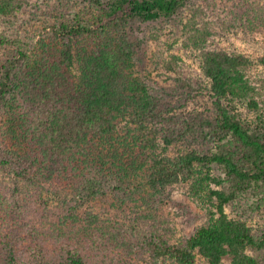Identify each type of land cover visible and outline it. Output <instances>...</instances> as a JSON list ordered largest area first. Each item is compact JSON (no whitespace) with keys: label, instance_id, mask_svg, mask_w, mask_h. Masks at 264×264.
I'll return each instance as SVG.
<instances>
[{"label":"trees","instance_id":"16d2710c","mask_svg":"<svg viewBox=\"0 0 264 264\" xmlns=\"http://www.w3.org/2000/svg\"><path fill=\"white\" fill-rule=\"evenodd\" d=\"M29 1L0 0V171L9 180L0 178V264H135L167 253L177 264H264V230L226 213L264 207V78L254 81L247 54L208 44L244 19L211 18L216 0L207 9L203 0H53L36 37L15 26ZM161 18L205 52L215 120L165 116L135 74L133 28ZM236 97L257 127L223 103ZM187 140L201 149L176 160L159 151L160 141ZM174 183L216 208L180 243L159 213Z\"/></svg>","mask_w":264,"mask_h":264},{"label":"rangeland","instance_id":"374dc122","mask_svg":"<svg viewBox=\"0 0 264 264\" xmlns=\"http://www.w3.org/2000/svg\"><path fill=\"white\" fill-rule=\"evenodd\" d=\"M216 1L217 7L209 13L211 18L218 21L220 17L244 20L237 21L239 25L237 29L229 28L223 32L218 29L217 35L208 40L210 48L225 46L232 52L247 54L258 65V69H254L258 72L254 81L262 80L264 78V0ZM52 2L53 0L29 1L18 13L15 26L37 37L38 29L45 24L41 9L47 4H53ZM207 5L208 2L203 0L202 6L207 9ZM132 39L136 44L134 72L140 78V82L148 86L149 95L160 100L159 108L165 116L187 120L198 119V121L217 118L215 110L217 97L212 90L211 80L204 72L205 52L196 49L198 48L196 43H190L189 34L184 31L181 24L178 25L174 20L166 18L143 23L133 28ZM35 41L33 40L34 43ZM259 90L264 92L263 88ZM223 103L233 114L242 116L245 121L250 120L248 123L252 126L259 125L256 112L247 107L242 97L224 99ZM261 103L264 104V97ZM259 113L258 111L257 114ZM199 145L192 141L188 143V140L169 145L160 141L159 151L164 149V156L176 160L178 156L193 148L200 150L201 145ZM0 173L1 181L5 185L9 183L6 174L3 171ZM163 198L159 213L167 221L162 222L163 224L172 225L173 231L168 235L170 242H183L198 228L208 223L207 207L216 213V208L208 200L193 198L190 186L186 183H174L168 186ZM29 199L30 197L26 195L22 201ZM244 212L239 207L226 206V213L230 217L239 218L245 215L255 232L264 230V207L255 212ZM43 221L48 222L46 219ZM38 222L43 223L41 220ZM163 227L167 230L170 228L167 225ZM135 264H177V262L173 255L167 253L159 258L148 254L145 260H137ZM199 264L204 262L199 261ZM224 264H232L231 259L225 258Z\"/></svg>","mask_w":264,"mask_h":264}]
</instances>
